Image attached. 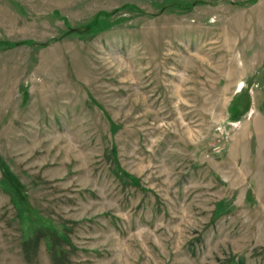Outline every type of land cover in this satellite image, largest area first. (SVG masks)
<instances>
[{
	"label": "rangeland",
	"instance_id": "1",
	"mask_svg": "<svg viewBox=\"0 0 264 264\" xmlns=\"http://www.w3.org/2000/svg\"><path fill=\"white\" fill-rule=\"evenodd\" d=\"M0 264H264V0H0Z\"/></svg>",
	"mask_w": 264,
	"mask_h": 264
}]
</instances>
